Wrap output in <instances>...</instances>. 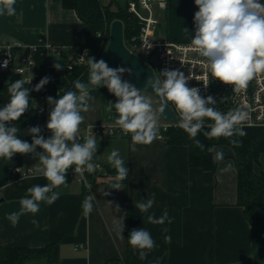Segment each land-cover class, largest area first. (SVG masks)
<instances>
[{
	"label": "crops",
	"instance_id": "0c3cea01",
	"mask_svg": "<svg viewBox=\"0 0 264 264\" xmlns=\"http://www.w3.org/2000/svg\"><path fill=\"white\" fill-rule=\"evenodd\" d=\"M101 1L123 4L125 0ZM15 9L14 16H0V40L61 46L62 55L58 58L61 64L71 59V46L86 41L85 23L75 9L63 7L60 0H16ZM196 11L194 0H168L166 10L158 11L157 34L173 41H191ZM88 92L94 99L89 101L90 110L81 113L85 119L80 132L87 124L115 122L104 113L101 88L91 86ZM9 99L8 93L0 91V108ZM47 121L46 115L30 108L11 123L19 129L17 136L31 143L32 137L26 132L34 126L41 128L45 138L50 137ZM243 131L259 152L261 165L256 170L264 173V125L246 126ZM96 137L99 147L93 159L113 168L107 157L111 151L119 150L129 175L127 183L121 182L123 190L111 189L116 174L93 179L90 192L96 199L88 217L81 207L87 197L85 188L66 175V185L54 189L60 196L53 204L40 202L37 213H25L13 225L7 216L20 211L19 201L27 195V189L48 181L37 172L39 162L34 154L17 153L11 160L0 158V246L54 245L50 257L41 256L24 264H264V246L253 247L252 226L237 202V168L232 147H216L217 151H223L224 159L212 173L189 164V148L185 144L155 138L150 144L136 145L133 152L131 135ZM229 163L232 169L222 173L220 169ZM14 166L31 168L34 173L12 179L10 170ZM7 182L12 186L5 187ZM105 191L110 194L105 196ZM153 193L155 204L150 211L159 217L167 210L170 224H149L147 214L135 208L137 201ZM257 213L264 217V205L258 207ZM122 219L123 238L115 229ZM142 227L150 232L156 245L145 260L139 259L128 243L129 233ZM165 227L167 233L162 232ZM165 235L171 236L170 243L165 242Z\"/></svg>",
	"mask_w": 264,
	"mask_h": 264
},
{
	"label": "clouds",
	"instance_id": "9594fccd",
	"mask_svg": "<svg viewBox=\"0 0 264 264\" xmlns=\"http://www.w3.org/2000/svg\"><path fill=\"white\" fill-rule=\"evenodd\" d=\"M198 11L194 14L195 32L191 38L190 47L204 59L206 76L204 86L211 80H218L230 85L234 93H240L247 88L250 81L264 74V3L261 0H194ZM16 0H0V16H14ZM186 30H188L186 28ZM5 60L3 67H7ZM53 67L60 71L62 65L56 62ZM89 81L88 84L106 87L116 98L113 104L109 101L106 111L115 109V125L125 134H131V151L135 152L136 145L150 144L159 133L157 110L152 106V100L146 90L137 89L134 85L122 79L128 71L123 67L112 68L104 60L88 58ZM30 79H17L8 85L9 102L0 108V158L11 160L19 154H34L38 159L37 172L48 183L41 186L35 185L27 189V195L19 201L20 211L7 216L13 225L18 223L21 215L35 214L40 209V202L53 204L60 196L54 191L66 185V173L70 168L75 174L93 173L96 165L92 162L99 147L98 138L92 132L94 125H89V132L81 142L80 125L85 117L81 113L90 110L89 101L94 98L89 95L88 84L79 79L74 81L77 91H66L62 96L47 97L50 105L49 119L46 128L51 132L49 138L41 134L39 126L31 127L26 135L32 137L31 143L17 136L18 127L11 122L18 121L30 108V91H41L49 83L50 77L45 76L33 89L25 87L31 84ZM192 76H185L179 70L164 69L159 75L154 74L145 85L151 87L153 95L160 101L159 113H164L166 106L172 105L178 114L177 126L188 134L196 147L205 149L204 143L198 139L203 135L206 139H219L243 137V124L248 119V113L242 108H235L226 113L217 110V103L212 96L202 97L200 89L190 87L188 81ZM212 123L206 124L205 120ZM205 127L207 130H204ZM231 144L240 145V141L230 139ZM37 148L42 152H37ZM209 153H214L216 163L223 161V151H217L215 146L207 148ZM108 163L116 170L115 183L111 189L123 190L121 183L127 179L129 170L119 150H113L107 157ZM232 164H227L220 171L228 172ZM19 171V169H17ZM7 182L5 187H11ZM85 186L91 185L85 181ZM110 192L105 191L104 195ZM94 195H88L82 202L83 215L88 217L93 211L92 201ZM155 204V193L151 197L137 201L135 208L140 213L147 214L146 221L152 225L163 226L165 222L171 223V218L165 210L156 217L150 210ZM119 211V206L116 208ZM38 223L37 221H33ZM123 219L115 224V229L123 238ZM163 233L168 229L162 228ZM166 243L171 242V236L165 235ZM128 243L139 256L145 260L155 248V241L150 232L145 228L133 229L128 236Z\"/></svg>",
	"mask_w": 264,
	"mask_h": 264
},
{
	"label": "built area",
	"instance_id": "2783aa9c",
	"mask_svg": "<svg viewBox=\"0 0 264 264\" xmlns=\"http://www.w3.org/2000/svg\"><path fill=\"white\" fill-rule=\"evenodd\" d=\"M167 2L168 0H125V8L135 16L139 23L137 33L128 40L124 38L126 46L144 59L153 68L156 75H159L164 69H170L179 70L185 76H192V79L188 81L189 86L199 88L202 97L212 96L217 102L214 105L217 110L224 113L235 108L245 110L248 113V119L244 122L243 128L246 126L264 125V74L250 81L247 88L240 93H234L230 85L223 84L218 80H211L210 74L207 75L209 84L205 87L204 81L207 71L205 62L190 47L191 41H173L157 34V27L160 24L158 11L166 10ZM261 2L264 3V1ZM98 35L101 36L102 33L100 32ZM41 47L48 54V74L52 83L56 81L57 73L72 71L76 65L88 64L90 54L88 47L74 46L78 49L74 53L72 52L69 62L61 64L58 60L62 55L61 46L53 44L41 46L24 44L23 42L14 40H0V74L7 73L10 75L14 73L25 80L30 79L32 75V83L35 78V55ZM5 60L8 61L7 67L2 66ZM56 62H59L64 67V70H54L53 65ZM49 96L52 97V95ZM46 98L42 103L37 105L36 112L46 115L49 119L50 105ZM170 107L175 113L174 107L172 105ZM175 115L176 121L162 119V121L158 122L159 133L156 139L165 140L164 132L171 126L178 127L176 123L178 114L175 113ZM205 123L210 124L212 121L206 119ZM89 125L91 124H87L84 131L79 133L81 142H83V138L89 132ZM92 132L95 135H125L115 125V122L93 126ZM129 135L131 134L125 136ZM92 162L96 165V170L93 173L85 171L83 176H81L79 173L75 174L73 168H70L66 173L67 176L75 178L85 188L87 196L91 195V187H86L85 181H87L88 185H92L93 179L109 175L110 173L109 167L102 161L93 159ZM33 173L34 171L31 168L23 170L21 166H14L10 170L12 179H18L24 174Z\"/></svg>",
	"mask_w": 264,
	"mask_h": 264
},
{
	"label": "trees",
	"instance_id": "16d2710c",
	"mask_svg": "<svg viewBox=\"0 0 264 264\" xmlns=\"http://www.w3.org/2000/svg\"><path fill=\"white\" fill-rule=\"evenodd\" d=\"M63 7L75 9L79 17L86 25V41L77 46L88 47L90 49L89 57L100 60L109 41L110 25L113 20L121 19L125 25L124 38L130 39L137 33L139 23L135 16L130 13L123 4L112 1L104 4L101 0H60ZM264 1V0H261ZM115 7V8H113ZM102 33L99 36V33ZM78 48L71 46L70 50L74 53ZM36 57L35 78L31 84H25V87L33 89L39 81L48 74V54L43 47L39 49ZM109 67L117 68L118 64H112ZM55 82L47 83L44 88L36 92L30 91V108H36L46 97L52 95L53 98L62 96L66 91H77L74 88V81L80 80L88 84L89 67L86 65H76L72 71H66L56 74ZM124 75H122V79ZM17 79H21L18 74H10L6 82H0V91L7 92L8 85ZM90 87V84H88ZM102 99L105 106L111 101L113 104L117 98L108 91L106 87H100ZM29 108V109H30ZM107 115V114H106ZM204 130H207L205 128ZM165 140L171 144H185L189 148V164L194 167H201L215 172L218 163L214 162V153L207 151L208 147L229 145L234 150V160L237 168V202L244 208L248 221L252 226V244L254 248L264 246V217L257 213L258 207L264 205V173L257 171L256 166L261 165L259 152L254 149L252 139L246 135L243 137H232L219 139H206L203 135L198 136L205 149L196 147L193 141L179 127L171 126L165 132ZM230 139L240 141L239 146L231 144ZM112 174H117L114 168L109 167ZM127 179L123 182L127 183ZM53 244L45 247L29 246H0V264H24L26 261L47 255L50 257Z\"/></svg>",
	"mask_w": 264,
	"mask_h": 264
},
{
	"label": "water",
	"instance_id": "95a60500",
	"mask_svg": "<svg viewBox=\"0 0 264 264\" xmlns=\"http://www.w3.org/2000/svg\"><path fill=\"white\" fill-rule=\"evenodd\" d=\"M124 28L125 26L121 19L112 21L110 25L109 41L100 60H104L108 66L118 64V67L127 69L128 71H126V76L123 80L134 85L137 89L142 91L146 90L154 94L151 87L145 89V85L150 78L154 79L155 72L144 59L126 46ZM158 102L160 107L159 99ZM159 116L163 120L176 121V115L170 105L166 106L164 113H159Z\"/></svg>",
	"mask_w": 264,
	"mask_h": 264
},
{
	"label": "rangeland",
	"instance_id": "374dc122",
	"mask_svg": "<svg viewBox=\"0 0 264 264\" xmlns=\"http://www.w3.org/2000/svg\"><path fill=\"white\" fill-rule=\"evenodd\" d=\"M122 2V1H121ZM125 1H123V3H124ZM113 8H115V7H113ZM124 75V77L126 76V72L123 74ZM9 79V74H7V73H4V74H0V80H8ZM146 95H150V98H151V100H152V106H153V108L155 109V110H157V115H158V122H160V121H162V119L160 118V116H159V113H158V109H159V102H158V99L156 98V96L155 95H153L152 93H145ZM108 105L109 104H107L106 106H105V111H106V108L108 107ZM106 114L107 115H110L111 116V118H113V119H115L116 118V113H115V109H113V111L110 113V112H108V111H106Z\"/></svg>",
	"mask_w": 264,
	"mask_h": 264
}]
</instances>
